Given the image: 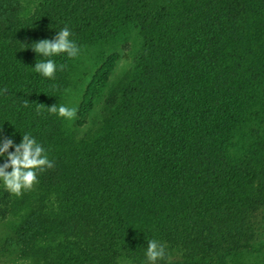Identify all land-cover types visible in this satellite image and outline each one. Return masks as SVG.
<instances>
[{"label":"trees","instance_id":"1","mask_svg":"<svg viewBox=\"0 0 264 264\" xmlns=\"http://www.w3.org/2000/svg\"><path fill=\"white\" fill-rule=\"evenodd\" d=\"M66 25L79 55L50 57L66 67L45 78L32 67L49 58L30 46ZM132 34L137 50L115 74ZM78 70L76 117L50 114L69 107ZM24 134L55 166L32 193L0 187V222L25 210L0 251L31 264H146L155 239L166 246L157 264H258L264 0H41L29 14L0 0V140Z\"/></svg>","mask_w":264,"mask_h":264},{"label":"clouds","instance_id":"2","mask_svg":"<svg viewBox=\"0 0 264 264\" xmlns=\"http://www.w3.org/2000/svg\"><path fill=\"white\" fill-rule=\"evenodd\" d=\"M71 35L66 25L57 31L54 39H42L33 43L30 47L38 56L49 58L38 59L32 67L34 72L45 78L54 79L57 70L63 71L66 65H57L50 57L66 54L69 58H76L79 55V46L70 39ZM2 91L7 92V89ZM23 106H28L27 101ZM48 111L67 120H72L77 115L75 108L65 105H53L48 107ZM13 147L15 150L9 152ZM5 154L6 162L0 164V182L5 190L17 197L23 195L25 191H31L39 182V174L55 166V162L49 159L46 149L30 134H24L19 144H14L10 138L0 140V157H4ZM9 168L11 171H8ZM145 255L146 264H157L166 258V246L155 239L148 240Z\"/></svg>","mask_w":264,"mask_h":264},{"label":"rangeland","instance_id":"3","mask_svg":"<svg viewBox=\"0 0 264 264\" xmlns=\"http://www.w3.org/2000/svg\"><path fill=\"white\" fill-rule=\"evenodd\" d=\"M20 3L23 6V10L25 14H29L30 12L33 11V9L37 6V4L41 1V0H19ZM134 34L127 36V43L121 45L122 47L119 49V47L117 49H119V54H120V58L118 61V66L115 69V74L120 73V71H122L123 69H125V67H128L132 61V51L137 50L136 46H135V42H134ZM128 56V57H127ZM92 57L88 58L86 57V59L83 60L84 65L86 66V69L90 68L91 65L94 66L93 64H95V62H90V59ZM80 68V65H79ZM95 68V67H94ZM82 76L80 75V70H78V72L73 74V89L69 92L67 99H68V104L69 107L71 108H76V106L78 105L79 101H80V78ZM90 75L87 77L89 78ZM86 79V83L88 82V79ZM0 187H4L2 182H0ZM35 191V186L31 191H25L26 192H34ZM22 196V195H21ZM19 196V197H21ZM17 197V196H16ZM25 213V210H22V212H19V210H17V212H15L13 215H11V217H8L6 220H3L2 222H0V238L2 239L3 237H10L12 235V231L15 227H13L14 225H18L21 221L22 215ZM13 247H7L4 250L0 251V264H31V261L28 260H24L21 257H19V255L17 254L16 251H14L12 249ZM250 261L253 263H258V264H264V250L261 251V253L255 255V256H251ZM129 264V263H127Z\"/></svg>","mask_w":264,"mask_h":264}]
</instances>
